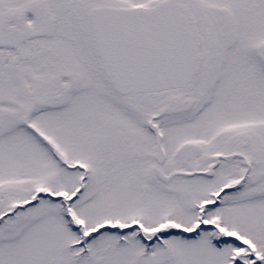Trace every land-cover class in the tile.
<instances>
[{"label":"snow or ice","instance_id":"snow-or-ice-1","mask_svg":"<svg viewBox=\"0 0 264 264\" xmlns=\"http://www.w3.org/2000/svg\"><path fill=\"white\" fill-rule=\"evenodd\" d=\"M0 264H264V0H0Z\"/></svg>","mask_w":264,"mask_h":264}]
</instances>
